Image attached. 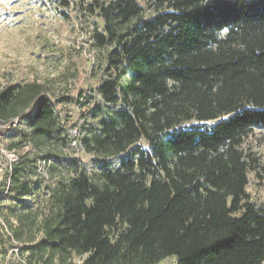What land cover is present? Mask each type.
<instances>
[{
  "label": "trees",
  "instance_id": "16d2710c",
  "mask_svg": "<svg viewBox=\"0 0 264 264\" xmlns=\"http://www.w3.org/2000/svg\"><path fill=\"white\" fill-rule=\"evenodd\" d=\"M151 1L146 19L136 0L97 6L96 44L114 46L97 93L114 110L86 150L120 166L103 163L94 179L75 169L46 212L15 216L10 237L26 264L264 262V207L246 193L264 163L244 148L264 129V0ZM19 120L29 130L16 145L60 131L40 84L0 87V124ZM12 165L8 191L20 199L30 186Z\"/></svg>",
  "mask_w": 264,
  "mask_h": 264
},
{
  "label": "rangeland",
  "instance_id": "374dc122",
  "mask_svg": "<svg viewBox=\"0 0 264 264\" xmlns=\"http://www.w3.org/2000/svg\"><path fill=\"white\" fill-rule=\"evenodd\" d=\"M66 1L67 6L62 0H0V87L42 85L60 123L58 134L38 147L16 145L29 130L26 120L0 124V252H5L0 253V264H26L27 255L19 252L21 247L10 237L9 226L17 224L15 216L46 212L51 192L75 169L94 179L103 170V163L110 170L120 166L119 156L103 161L86 150V143L98 135L100 119L114 110L97 93L98 86L108 79L106 59L114 46L98 47L95 35H104L97 6L115 0ZM136 2L143 19L154 14L151 0ZM139 145L147 149L143 142ZM244 148L264 163V129H255ZM11 154L19 162V182L30 186V193L20 199L8 191L14 172ZM46 154L50 156L44 159ZM246 193L257 207H264V179L257 181L249 173ZM31 235L25 233L26 237ZM39 237L35 235V241ZM72 262L80 264L81 258L73 256ZM174 263L173 258H167L159 264Z\"/></svg>",
  "mask_w": 264,
  "mask_h": 264
},
{
  "label": "built area",
  "instance_id": "2783aa9c",
  "mask_svg": "<svg viewBox=\"0 0 264 264\" xmlns=\"http://www.w3.org/2000/svg\"><path fill=\"white\" fill-rule=\"evenodd\" d=\"M10 159H11V161H12L13 163L17 161V157H16L14 154H11V155H10ZM80 264H81V262H80Z\"/></svg>",
  "mask_w": 264,
  "mask_h": 264
}]
</instances>
